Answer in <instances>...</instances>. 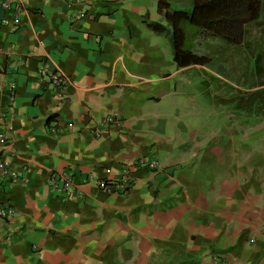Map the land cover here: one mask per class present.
<instances>
[{
	"label": "crops",
	"instance_id": "obj_1",
	"mask_svg": "<svg viewBox=\"0 0 264 264\" xmlns=\"http://www.w3.org/2000/svg\"><path fill=\"white\" fill-rule=\"evenodd\" d=\"M2 2L0 118L18 182L0 183L14 212L0 264H264V121L211 106L198 67L177 69L156 1L24 0L15 30ZM53 62L71 80L60 97L42 77ZM140 156L157 171H136L126 195L98 190ZM66 174L81 198L49 190Z\"/></svg>",
	"mask_w": 264,
	"mask_h": 264
},
{
	"label": "trees",
	"instance_id": "obj_2",
	"mask_svg": "<svg viewBox=\"0 0 264 264\" xmlns=\"http://www.w3.org/2000/svg\"><path fill=\"white\" fill-rule=\"evenodd\" d=\"M158 11L170 26V44L173 61L177 69L207 67L213 59L195 51L199 39L219 40L229 46H240L246 37V27L256 22L262 14V0H190L189 9H175L170 0H155ZM154 32H162V26L150 25ZM261 58H255V70L261 75ZM257 87H264V82ZM249 99H236V110H244L242 104L252 99L264 100V90L250 95ZM247 107V106H245Z\"/></svg>",
	"mask_w": 264,
	"mask_h": 264
},
{
	"label": "rangeland",
	"instance_id": "obj_3",
	"mask_svg": "<svg viewBox=\"0 0 264 264\" xmlns=\"http://www.w3.org/2000/svg\"><path fill=\"white\" fill-rule=\"evenodd\" d=\"M175 9H189L190 0H170ZM195 51L207 55L213 62L207 67L193 69L198 80V91L207 95L211 106L225 109L232 116L257 118L264 121V100L257 109L258 102L252 99V108L244 102V110H236V99H249L250 95L264 90L257 87L264 82V0L260 18L246 27V37L242 45L229 46L219 40L199 39ZM260 56L263 73L255 70V58ZM247 106V107H245Z\"/></svg>",
	"mask_w": 264,
	"mask_h": 264
},
{
	"label": "built area",
	"instance_id": "obj_4",
	"mask_svg": "<svg viewBox=\"0 0 264 264\" xmlns=\"http://www.w3.org/2000/svg\"><path fill=\"white\" fill-rule=\"evenodd\" d=\"M24 0H3L2 9L6 12H11L12 17L10 20V26L13 30L17 27L18 16L22 12ZM3 24H7L3 21ZM42 77L47 79L48 85L55 90L56 95H60L65 92V89L71 83L69 77L65 76L56 66L52 63V70L41 69ZM15 86L11 85L9 88V100L12 101L14 96ZM106 124L120 123L121 119L117 115L109 116L105 122ZM0 183L6 181L7 186H13L18 182V176L15 171L11 168L9 163L5 160L8 155L9 148V130L11 128V118L9 114H4L0 118ZM68 127H72L71 124ZM93 135L96 138H100L102 135L101 131L94 129ZM158 162L153 158L147 156H140L134 162L129 165L121 167L120 172L116 177H110V171L104 170L105 176L97 181V188L106 195H126L133 185L134 173L138 170H147L150 172H156L158 169ZM57 182L61 183V186L57 185ZM49 190L51 192L59 191L66 195V197H79L81 198V191L79 188L74 189L72 187L71 176L64 175L60 177V180L52 178L49 182ZM14 212L8 206L0 207V219L9 220L13 217ZM214 264H221L220 260L214 258Z\"/></svg>",
	"mask_w": 264,
	"mask_h": 264
}]
</instances>
